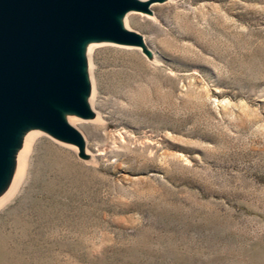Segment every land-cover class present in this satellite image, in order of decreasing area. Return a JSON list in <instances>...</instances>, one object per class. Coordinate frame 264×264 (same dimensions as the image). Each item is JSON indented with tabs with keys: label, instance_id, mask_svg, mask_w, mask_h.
I'll return each instance as SVG.
<instances>
[{
	"label": "rangeland",
	"instance_id": "374dc122",
	"mask_svg": "<svg viewBox=\"0 0 264 264\" xmlns=\"http://www.w3.org/2000/svg\"><path fill=\"white\" fill-rule=\"evenodd\" d=\"M139 1L153 54L89 44L95 159L36 136L0 264H264V0Z\"/></svg>",
	"mask_w": 264,
	"mask_h": 264
},
{
	"label": "water",
	"instance_id": "95a60500",
	"mask_svg": "<svg viewBox=\"0 0 264 264\" xmlns=\"http://www.w3.org/2000/svg\"><path fill=\"white\" fill-rule=\"evenodd\" d=\"M138 5L147 6L139 0H0V128L18 114L70 136L44 97L85 110L77 94L82 81L72 68L73 34L135 41L137 34L121 28L109 12Z\"/></svg>",
	"mask_w": 264,
	"mask_h": 264
},
{
	"label": "bare ground",
	"instance_id": "6f19581e",
	"mask_svg": "<svg viewBox=\"0 0 264 264\" xmlns=\"http://www.w3.org/2000/svg\"><path fill=\"white\" fill-rule=\"evenodd\" d=\"M142 6L144 5L132 7L124 12L110 11L109 13L121 28L128 30L130 29L128 23L129 16L133 12L143 14L144 10ZM91 42L117 41L108 37L87 33H74L72 36L71 52L75 59L72 68L82 81L81 87L77 89V94L84 104L85 110L80 112L55 96L44 97L45 102L57 112L62 121L71 129L70 136H62L53 129L18 114L9 117L0 128V209L7 205L20 190L27 176L29 158L37 139L36 136L41 132L49 133L55 139L75 147V151L77 152L78 150V153H80V156L83 158L89 161L95 159V155L88 148V142L85 135L82 134L83 132L81 133L72 125L75 120L83 121V119H92V121H100V119H102L101 113L99 114L94 108L97 90L95 81L92 77L93 74L91 72V75L88 71L89 61L86 56V51ZM125 43L141 48L145 54L148 53L147 55L153 54L149 50L144 37L141 35L137 34L135 41ZM127 138L128 137L120 134L119 139H121L122 142L129 141ZM98 151L99 153L97 155H104L107 152V148L98 147Z\"/></svg>",
	"mask_w": 264,
	"mask_h": 264
}]
</instances>
